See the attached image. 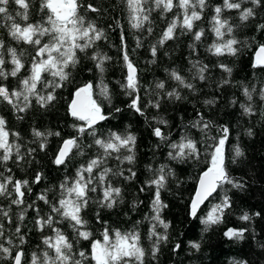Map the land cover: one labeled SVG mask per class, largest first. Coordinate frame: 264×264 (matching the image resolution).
I'll return each mask as SVG.
<instances>
[{"label": "trees", "instance_id": "obj_1", "mask_svg": "<svg viewBox=\"0 0 264 264\" xmlns=\"http://www.w3.org/2000/svg\"><path fill=\"white\" fill-rule=\"evenodd\" d=\"M40 3L41 0H31L28 21L16 16L22 10L14 4H9V13L22 26L25 23L39 22L46 19L47 12L39 10ZM223 3L224 0H206L202 12L199 8L196 9L201 12V18L194 21L193 29L182 31L178 25L174 38L165 41L161 46L157 42L168 24L177 15L182 19L181 9L174 6L172 11L163 12L152 5L151 25L145 23L143 28L137 29L132 27L127 0H77V13L84 16L85 24L94 23L104 32V36L86 54L78 53L80 62L67 69L69 78L62 82V87L55 89L56 99L42 108L33 98L31 107L25 112H17L0 99V116L7 122L9 142L19 144L20 152L24 154L23 160H17L13 149L12 159L7 163L0 162V172L5 176L11 174L14 180H27V187L31 189L25 192L24 204L19 206L10 203L15 193L13 197H0V209L9 210L10 206L11 222L0 215V223L4 225L5 246H8L7 239L11 238L15 255L16 245H19L24 252L23 264H31L33 253L39 257H43L45 251L50 256L54 254L43 241L46 236H54L55 233L47 227L41 231L36 224L39 216H47L51 211L50 204L39 199L41 194H45L50 202L58 201L60 184L65 178H74L81 165L102 151L92 144L91 136L85 135L82 137L83 154H74L67 166H57L54 163L63 140L78 135L74 125L82 122L71 116L69 108L77 89L87 83L93 85L94 99L107 116V119L97 123V136L102 134L107 137L110 132L134 134L136 159L131 165L126 161L122 163L114 156L105 161L104 166L113 171H124V176L114 177L109 174L108 177L114 187L121 188L122 201H118L113 208H101L95 203L102 194L101 190L98 188L97 192L90 194L89 207L81 213L88 221L86 230L92 233L90 240L76 237L67 220L54 225L69 240L74 241V252H86L89 259L85 264H95L91 261V241L102 240L105 228L109 229L110 234L117 230L122 233L138 232L141 245L146 251H150L155 239H149L150 218L154 215L151 201L155 189L148 187L146 182L154 178L161 165H165V170L173 173L167 177L166 187L161 192V199L167 204L160 213L161 219L169 224L166 230L167 240L160 244V251L155 259L150 255L145 257V264H264V99L260 96L261 90H264V68L253 67L256 62L255 54L264 45V30L257 28L258 23H264V7L256 9L257 15L254 18L241 21L239 11L223 9ZM89 4L100 11L88 10ZM216 6L222 7L221 19H227L233 25V32L224 39L235 37L240 41L236 45L239 52L235 56H217L209 51L210 46L217 40L213 31ZM241 7L253 5L249 0H241ZM7 23L10 22L0 17V39L4 40L5 48H16L17 55L21 56L24 64L16 77L9 76L3 81L12 90L19 89L20 81L31 74L32 58L36 50L22 40H14L8 34ZM149 26L152 27L151 33L147 30ZM200 30H203V35L197 41L194 33ZM121 36L124 37L123 43ZM47 40V36L42 38V42ZM154 45L157 47L155 57L151 53ZM125 51L137 69L140 85L137 94L143 106V115L129 107L133 96L124 87L127 76L123 59ZM95 53L110 57L104 63L103 73L97 69L95 61L89 58ZM9 61L10 57L5 54L4 67L8 71L13 67ZM197 61L208 66L204 80L199 79L197 69L193 67ZM221 64L231 68V73L219 67ZM173 70L192 83L194 90L185 88L172 79L170 73ZM43 76L49 81L54 79L49 73H44ZM158 82H164L165 91H176L182 98L176 100L163 96V92L156 88ZM105 86L108 89V98L101 94V89ZM40 87L38 85V90ZM245 88L249 91L255 88L251 100L244 95ZM47 91L52 89L44 90L45 93ZM157 100L160 101V107H152ZM209 100L214 102L206 103ZM242 104L251 106L253 113H246L241 107ZM117 108L121 111L117 112ZM200 116L210 125L203 131L192 126ZM161 120L167 123H160ZM156 127H160L165 133L166 140L153 135ZM222 127L229 129L228 142L225 145L228 173L235 182L243 184V187L224 184L193 218L190 215L192 198L201 174L211 166L210 145L214 143L212 138L220 137ZM33 129L58 132L60 135L48 136L47 147L41 150V138L33 135ZM249 130L252 135L248 134ZM17 133L18 136L15 135ZM185 135L197 143L198 157L170 159L168 153L172 149L169 145L179 142ZM235 146L242 148L244 156L232 163ZM29 149L34 151L28 154ZM123 154L125 153L122 150L121 156ZM9 168L11 173L6 170ZM128 168L136 173L130 180L124 178L129 175ZM99 171L100 169L94 170L93 175ZM38 174L41 180L36 183L35 177ZM141 188L144 191H140ZM225 194L230 198L231 206L224 209L218 223L205 225L203 220L215 205L221 203ZM29 205L32 207H28ZM21 213L23 220H20ZM245 213L250 216L247 221L241 219ZM256 213L260 215L257 216ZM17 226L25 239L22 245L15 233ZM229 229H245L243 239L226 237L225 233ZM157 231L165 233L162 226ZM194 243H199V249L192 246ZM2 257L3 254H0V264H12L10 259Z\"/></svg>", "mask_w": 264, "mask_h": 264}, {"label": "snow or ice", "instance_id": "obj_2", "mask_svg": "<svg viewBox=\"0 0 264 264\" xmlns=\"http://www.w3.org/2000/svg\"><path fill=\"white\" fill-rule=\"evenodd\" d=\"M253 7H241V0H224L223 9H236L239 11L241 21H249L257 15L256 9L264 7V0H249ZM18 6L22 11L17 12L16 16L21 17L23 21L29 19V8L31 0H0V17H3L7 23L8 34L17 41H23L32 45L36 52L32 58L31 74L27 78L20 81L19 89H9V86L3 81H6L9 76L16 77L17 74L24 67L21 56L17 55V50L14 47L5 48L4 40L0 39V99L6 101L17 112H25L32 105L34 98L36 103L42 108L49 106L55 99V89L62 87V82L69 78V69L80 62L81 57L78 53H87V50L93 44L104 36V32L96 27L92 22L85 24L83 15L77 13V0H41L39 10L46 12V19L34 23H25L23 26L16 22L15 16L9 13V4ZM128 7L131 12L132 27L141 29L148 23L151 25L150 14L153 11L152 5L157 9H162L163 12L172 11L175 6L182 10L181 16H175L168 24L166 30L162 33L160 40L157 42L163 45L165 41L174 38L175 29L179 25L181 30L191 31L194 27V21L201 18V12L205 7L206 0H127ZM199 8L201 12L196 9ZM88 10L99 12L100 9L89 4ZM215 16L213 17L214 26L213 31L217 38L209 51L214 55L220 56L224 54L237 55L239 48L236 47L240 43L235 37L224 39L226 35L233 32V25L227 19H221V6H216L214 9ZM258 30H264V23L257 24ZM148 32H152V27H148ZM203 35V30L194 33L195 40L199 41ZM47 36L48 40L42 42V38ZM124 37L121 36L123 43ZM139 46V42H138ZM152 56L157 54V47L154 45L151 48ZM5 54L10 57V64L13 66L10 71L6 70ZM96 63L97 69L103 73L104 63L110 57L95 53L89 57ZM123 59L127 68L126 84L124 87L129 90V94L133 96L129 107L135 112L143 115V106L140 103V97L137 94L139 89V79L137 69L132 61L129 59L127 51L124 52ZM154 62V61H153ZM197 69V75L200 80L205 79L204 73L208 71L207 65H201L199 61L193 64ZM229 74L232 69L226 65H219ZM253 67L264 68V45L259 48V53ZM49 73L54 79L47 80L43 74ZM172 79L176 80L185 88L194 90V85L185 80V78L176 70L170 73ZM58 78V79H57ZM228 83V81H225ZM40 85V90H38ZM156 88L163 92V96L167 98H174L180 100L182 97L176 91H165L164 82H158ZM45 89H52V91L44 92ZM252 91L248 88L244 89V95L248 100L252 99ZM93 85L87 83L77 89L75 93L76 99L73 100L70 106V114L82 123L74 125L78 135L64 139L61 146L58 148L54 163L57 166L64 165L70 162L74 154L82 153V137L85 135L93 138L92 144L102 151L90 159L86 164L81 165L77 170L74 178L66 177L64 182L60 184V199L56 202H50L45 194H41L39 199L46 204H50V213L47 216H39L36 220L38 228L43 231L45 227L51 229L55 235L46 236L43 243L53 250V255H49L47 251L43 253V257L32 254L31 264H85L89 258L85 251L74 252V241L64 234V232L55 227V224L62 223L64 220L69 221L73 228L76 237L83 240H90L92 233L86 230L88 221L81 215L82 211L87 209L90 204V194L101 190V196L95 203L101 208H113L118 201H122L121 188L114 187L108 179L109 174L112 176H124L123 170L113 171L111 168L104 166L108 158L115 157L122 163L126 161L129 165L135 163V145L136 137L131 133H117L110 132L107 137L102 134L97 136L96 125L99 121L107 119L102 113L100 105L92 99ZM101 94L108 98V89L103 87ZM261 99H264V90L260 92ZM214 101H206L212 104ZM152 107L159 108L160 101L157 100ZM246 113L252 114L253 109L249 105H241ZM117 112L121 109L117 108ZM6 120L0 116V162L7 163L12 159L13 149L17 160H23L24 154L20 152L19 144H12L9 142L10 133L6 130ZM160 123H167L161 120ZM193 127L200 128L201 131L210 127L209 123L204 121L203 116L193 122ZM221 135L217 138H212L214 143L210 145L211 152V166L207 171L203 172L199 179V189L196 192L194 199L190 206V215L195 218L199 205L211 196L217 188H222L224 184H231L233 187L242 188L243 184L237 183L229 175L226 166L225 145L228 142L229 129L227 127L221 128ZM252 135L251 130L248 132ZM18 136L19 134H15ZM33 135L41 138L39 147L44 150L47 147V137L51 135L60 134L52 132H42L33 129ZM153 135L166 140L167 136L161 131L160 127L153 130ZM92 145H89L91 147ZM172 149L168 156L172 160H184L186 158H196L199 155L197 143L189 138L187 135L183 136L179 142H173L169 145ZM75 150V153H74ZM122 150L125 154L121 156ZM34 149H29L28 154H31ZM232 163H235L238 158L244 156V151L241 147L235 146ZM100 171L94 176V170ZM166 166L161 165L155 172L154 178L147 181L148 187H154L152 197V210L154 215L150 218L151 228L149 231V239L155 238L152 242L150 251H146L140 243V235L138 232H121L115 231L110 234L109 229L105 228L102 234V240L94 239L91 241V261L95 264H145V257L150 255L155 259L160 251V244L167 240L166 230L169 224L161 219V211L167 207L161 199V192L165 189L167 184V177L172 175L171 170L166 171ZM11 173V169H6ZM129 175L125 179H132L136 173L132 168L127 169ZM41 176L38 174L35 177V182L39 183ZM29 182L27 180H14L13 176H5L0 172V197H15L11 199L12 205L24 204L25 192L31 189L27 187ZM11 185V188L9 187ZM140 191H144L141 188ZM231 206L230 198L225 194L220 204L213 207L209 215L203 220L205 225L218 223L222 217L223 211ZM28 207H32L29 205ZM9 210L0 209V215L7 217L11 222ZM39 212V209H36ZM260 215V213H256ZM99 219V213H97ZM241 219L247 221L250 216L245 213ZM20 220H23V213L20 215ZM162 226L165 233L157 231V228ZM245 229H229L225 236L229 239H243ZM15 233L20 245L25 243L24 236L21 234L19 226L15 228ZM8 246H5L4 225L0 223V254H3L4 259H10L12 264H23L24 252L16 245V252L13 255V240L8 238L6 241ZM199 249V243L192 245ZM179 248V245L176 246ZM79 257V258H77Z\"/></svg>", "mask_w": 264, "mask_h": 264}, {"label": "water", "instance_id": "obj_3", "mask_svg": "<svg viewBox=\"0 0 264 264\" xmlns=\"http://www.w3.org/2000/svg\"><path fill=\"white\" fill-rule=\"evenodd\" d=\"M258 53H259V49L257 50V52H256V54H255L256 58H257ZM74 99H76L75 94H74V96H73L72 102H73ZM92 99H94V94H93V93H92ZM94 100H95V99H94ZM72 102H71V104H72ZM71 104H70V106H71ZM69 109H70V108H69ZM101 110H102V113L104 114L102 108H101ZM74 118H75V117H74ZM206 171H207V170H206ZM202 174H203V173H202ZM202 174H201V176H202ZM201 176H200V177H201ZM199 179H200V178H199ZM198 189H199V181H198V184H197L196 192H197ZM217 190H218V188H217ZM217 190H216L211 196H209L206 200H204V201L199 205L197 211L201 210L203 207L206 206V204H207V203L211 200V198L216 194ZM196 192H195V194H194L192 200L194 199V197H195V195H196ZM191 203H192V202H191Z\"/></svg>", "mask_w": 264, "mask_h": 264}]
</instances>
